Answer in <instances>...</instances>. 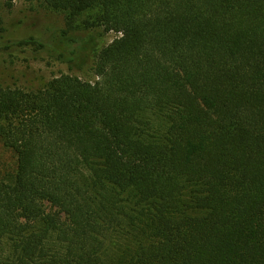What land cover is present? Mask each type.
<instances>
[{"label": "trees", "instance_id": "1", "mask_svg": "<svg viewBox=\"0 0 264 264\" xmlns=\"http://www.w3.org/2000/svg\"><path fill=\"white\" fill-rule=\"evenodd\" d=\"M39 1L115 37L0 88V264H264V0Z\"/></svg>", "mask_w": 264, "mask_h": 264}, {"label": "rangeland", "instance_id": "2", "mask_svg": "<svg viewBox=\"0 0 264 264\" xmlns=\"http://www.w3.org/2000/svg\"><path fill=\"white\" fill-rule=\"evenodd\" d=\"M62 31L84 44V52L72 63L57 58V52L68 50L57 41ZM114 37L101 30H67L65 14L48 9L39 0H0V88L37 89L60 74L96 81L95 53ZM30 38L44 47L17 44ZM15 167V155L0 141V180L14 173Z\"/></svg>", "mask_w": 264, "mask_h": 264}]
</instances>
